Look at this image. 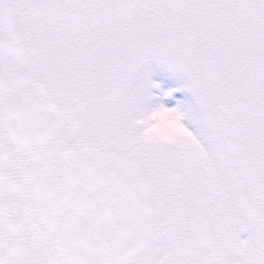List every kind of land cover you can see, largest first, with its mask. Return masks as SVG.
<instances>
[{
	"label": "snow or ice",
	"instance_id": "obj_1",
	"mask_svg": "<svg viewBox=\"0 0 264 264\" xmlns=\"http://www.w3.org/2000/svg\"><path fill=\"white\" fill-rule=\"evenodd\" d=\"M0 264H264V0H0Z\"/></svg>",
	"mask_w": 264,
	"mask_h": 264
},
{
	"label": "rangeland",
	"instance_id": "obj_2",
	"mask_svg": "<svg viewBox=\"0 0 264 264\" xmlns=\"http://www.w3.org/2000/svg\"><path fill=\"white\" fill-rule=\"evenodd\" d=\"M156 71V73H157V75H156V77H155V79L156 80H161V79H163V78H165L166 77V74L163 72V71H161V70H155ZM168 83H173V80H172V78H168Z\"/></svg>",
	"mask_w": 264,
	"mask_h": 264
},
{
	"label": "flooded vegetation",
	"instance_id": "obj_3",
	"mask_svg": "<svg viewBox=\"0 0 264 264\" xmlns=\"http://www.w3.org/2000/svg\"><path fill=\"white\" fill-rule=\"evenodd\" d=\"M154 69H155V70H158L159 68L154 66ZM159 70H161V69H159ZM161 71H163V70H161ZM166 75H167V74H166Z\"/></svg>",
	"mask_w": 264,
	"mask_h": 264
}]
</instances>
